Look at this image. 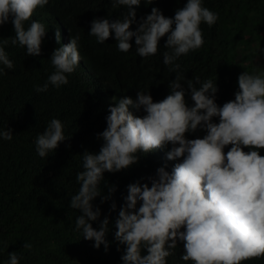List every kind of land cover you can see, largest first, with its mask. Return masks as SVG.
<instances>
[{
    "label": "clouds",
    "instance_id": "9594fccd",
    "mask_svg": "<svg viewBox=\"0 0 264 264\" xmlns=\"http://www.w3.org/2000/svg\"><path fill=\"white\" fill-rule=\"evenodd\" d=\"M110 2L112 8L127 6V11L115 20L94 18L88 34L98 43L114 37L117 50L124 53L133 47L130 41L134 37L136 53L142 58L155 55L166 36L163 64L176 76L170 81V94L160 102L142 90L135 99L112 98L115 103L109 106L107 127L97 134L102 147L98 152L82 153L83 171L76 175L80 187L70 199V208L81 213L75 230L94 241L95 248L104 244L107 249L109 218L101 221L99 230L91 223L101 215L93 201L101 196L104 173L129 168L139 160L138 154L171 145L167 160H179L171 171L166 166L157 168L155 175L148 177L151 186L140 181L127 185L126 203L114 222L115 240L125 246L123 264H168L167 258L174 256L179 242L184 248L180 258L192 264H242L264 257V155L260 154L264 149V73L242 72L235 99L220 106L216 81L195 77L187 80L185 88L181 65L176 62L203 46L200 25L213 26L219 18L217 12L205 7L204 0H187L172 17L152 7L150 14L138 21L133 6L142 0ZM152 2L145 0L146 4ZM48 4L49 0H0V25L10 21L15 32L14 37L0 40V75L15 67L5 51L9 43L26 48L29 56L41 54L48 29L38 20H31L27 27L26 22L38 7ZM133 24H137L134 30ZM55 37L59 43V28ZM79 42L77 33L52 52L54 70L42 85L34 86L37 93L47 92L50 85L59 89L68 84V75L80 64ZM189 92L194 102L191 106L185 99ZM130 108L145 114L134 115ZM214 117L219 118L218 123ZM64 127L58 118L48 122L34 140L38 156L47 157L68 138ZM198 128L206 132L203 138H186V132ZM12 138L11 128L0 129V139ZM109 187L110 192L116 191ZM109 198L103 196L102 202ZM116 207L113 202L112 210ZM23 247L31 249L32 244L26 242ZM19 262L14 251L4 264Z\"/></svg>",
    "mask_w": 264,
    "mask_h": 264
},
{
    "label": "trees",
    "instance_id": "16d2710c",
    "mask_svg": "<svg viewBox=\"0 0 264 264\" xmlns=\"http://www.w3.org/2000/svg\"><path fill=\"white\" fill-rule=\"evenodd\" d=\"M186 3L187 0H153L146 4L142 0L133 8L139 21L150 14L152 7L172 17ZM204 6L217 12L219 18L211 27L200 25L203 46L176 62L181 65L179 72L185 77V88L187 80L195 77L216 81V102L222 106L235 99L242 72L264 73V0H204ZM126 11L127 6L112 8L110 0H49L26 22L27 27L31 20H38L48 29L41 54L29 56L26 48L11 43L5 48L15 67L0 75V129L13 130L11 141L0 139V264L14 251L20 257L19 264H123L125 246L115 240L114 222L126 203L127 185L140 181L151 186L148 177L154 176L157 168L166 166L171 171L179 162L167 160L169 145L138 154L139 160L129 168L104 173L101 196L93 201L101 215L91 223L99 230L101 221L109 218L107 249L104 244L95 248L94 241L75 230L76 217L81 213L70 208V199L80 187L76 175L83 171L82 153L98 152L102 147L103 140L97 134L107 127L109 106L115 103L112 98L135 99L142 90L149 91L154 102H160L170 94L169 84L176 76L163 64L166 36L161 38L155 55L142 58L136 53L134 37L130 41L133 47L124 53L117 50L114 37L98 43L88 34L94 18L115 20ZM131 27L134 30L137 24ZM57 28L61 33L59 43L55 37ZM77 33L81 60L75 72L68 75V84L59 89L50 85L47 92L37 93L34 86L42 85L54 70L52 52ZM14 36L10 21L0 25V40ZM185 99L189 106L194 104L190 92ZM130 111L138 116L145 114L142 110ZM52 118L63 122L68 138L55 152L42 158L36 153L34 140ZM213 120L219 122L218 117ZM204 135L206 132L199 128L185 133L188 139ZM230 147L226 146L225 152ZM260 154L264 155V149ZM109 186L116 191L110 192ZM103 196L110 198L102 202ZM113 202L115 210L111 208ZM26 242L32 244L31 249L23 247ZM183 251V242H179L174 256L167 258L168 264H192L180 258ZM242 264H264V257Z\"/></svg>",
    "mask_w": 264,
    "mask_h": 264
}]
</instances>
